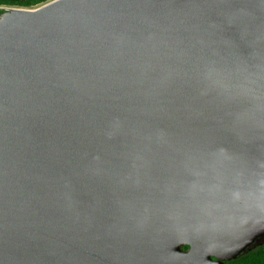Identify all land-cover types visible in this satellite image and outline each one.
Segmentation results:
<instances>
[{
	"label": "water",
	"instance_id": "water-1",
	"mask_svg": "<svg viewBox=\"0 0 264 264\" xmlns=\"http://www.w3.org/2000/svg\"><path fill=\"white\" fill-rule=\"evenodd\" d=\"M9 16L0 264H211L243 206L263 225L264 0Z\"/></svg>",
	"mask_w": 264,
	"mask_h": 264
},
{
	"label": "rangeland",
	"instance_id": "rangeland-1",
	"mask_svg": "<svg viewBox=\"0 0 264 264\" xmlns=\"http://www.w3.org/2000/svg\"><path fill=\"white\" fill-rule=\"evenodd\" d=\"M52 1L53 0H47L44 3L31 7L0 5V10H2L0 16H2V18L5 17L3 18L5 21H9V14H13L15 10H34ZM14 23L15 21H11L10 27L13 28ZM242 208L246 213L244 215L245 219L238 217L233 222V226L228 232L230 235L229 244H226V247L205 248L211 264H225L230 261L229 258L243 255L264 244V219L261 221L263 225H260L258 222L253 221V217L251 216L252 212H250V207L248 205ZM252 223H254V226H252Z\"/></svg>",
	"mask_w": 264,
	"mask_h": 264
},
{
	"label": "trees",
	"instance_id": "trees-1",
	"mask_svg": "<svg viewBox=\"0 0 264 264\" xmlns=\"http://www.w3.org/2000/svg\"><path fill=\"white\" fill-rule=\"evenodd\" d=\"M46 1L47 0H0V5L35 6ZM1 12L2 10H0V13ZM186 249L187 247H182V250ZM225 264H264V244L243 255L237 256Z\"/></svg>",
	"mask_w": 264,
	"mask_h": 264
},
{
	"label": "flooded vegetation",
	"instance_id": "flooded-vegetation-1",
	"mask_svg": "<svg viewBox=\"0 0 264 264\" xmlns=\"http://www.w3.org/2000/svg\"><path fill=\"white\" fill-rule=\"evenodd\" d=\"M21 1H23V0H21ZM12 6H15V7H31V6H22V5H19V6L18 5H12Z\"/></svg>",
	"mask_w": 264,
	"mask_h": 264
}]
</instances>
